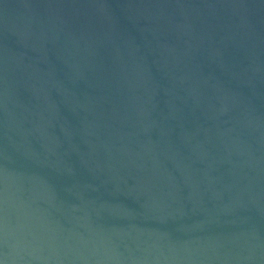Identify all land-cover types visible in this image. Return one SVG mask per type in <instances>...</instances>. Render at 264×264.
Returning a JSON list of instances; mask_svg holds the SVG:
<instances>
[{
  "label": "water",
  "instance_id": "obj_1",
  "mask_svg": "<svg viewBox=\"0 0 264 264\" xmlns=\"http://www.w3.org/2000/svg\"><path fill=\"white\" fill-rule=\"evenodd\" d=\"M0 264H264V0H0Z\"/></svg>",
  "mask_w": 264,
  "mask_h": 264
}]
</instances>
